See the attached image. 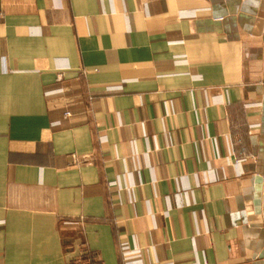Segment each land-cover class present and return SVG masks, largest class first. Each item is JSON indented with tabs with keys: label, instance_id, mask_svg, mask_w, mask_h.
I'll use <instances>...</instances> for the list:
<instances>
[{
	"label": "crops",
	"instance_id": "crops-1",
	"mask_svg": "<svg viewBox=\"0 0 264 264\" xmlns=\"http://www.w3.org/2000/svg\"><path fill=\"white\" fill-rule=\"evenodd\" d=\"M263 77L264 0H0V264H264Z\"/></svg>",
	"mask_w": 264,
	"mask_h": 264
},
{
	"label": "water",
	"instance_id": "water-1",
	"mask_svg": "<svg viewBox=\"0 0 264 264\" xmlns=\"http://www.w3.org/2000/svg\"><path fill=\"white\" fill-rule=\"evenodd\" d=\"M262 110L264 112V99H262ZM262 131L264 132V120L262 125ZM260 159V162H259ZM258 164H264V160H262V156H260L257 160ZM259 167V173H256L253 178V198L252 205L255 213L263 214L264 216V170H262V166ZM259 257L264 259V248L260 251Z\"/></svg>",
	"mask_w": 264,
	"mask_h": 264
},
{
	"label": "built area",
	"instance_id": "built-area-1",
	"mask_svg": "<svg viewBox=\"0 0 264 264\" xmlns=\"http://www.w3.org/2000/svg\"><path fill=\"white\" fill-rule=\"evenodd\" d=\"M58 77H60V74L58 75ZM68 114V112H67ZM88 157L84 156V157H75L74 156V162L75 163H84L87 162ZM244 159H240L239 161H243ZM126 252V251H124ZM69 264H104L101 260H82V259H78V260H73L71 261Z\"/></svg>",
	"mask_w": 264,
	"mask_h": 264
},
{
	"label": "rangeland",
	"instance_id": "rangeland-1",
	"mask_svg": "<svg viewBox=\"0 0 264 264\" xmlns=\"http://www.w3.org/2000/svg\"><path fill=\"white\" fill-rule=\"evenodd\" d=\"M260 79H261V80H260V81H261V83H260L261 85L258 86V88H257V91H258V92H257V93H258V94H261V95H260V98H261V99H264V85H263V84H264V77H263V78H260ZM260 92H261V93H260ZM258 154H259V153L256 154L257 158L260 157ZM259 162H260V159H259ZM259 166H260V164H259ZM247 192L250 193V192H251L250 189H248Z\"/></svg>",
	"mask_w": 264,
	"mask_h": 264
}]
</instances>
